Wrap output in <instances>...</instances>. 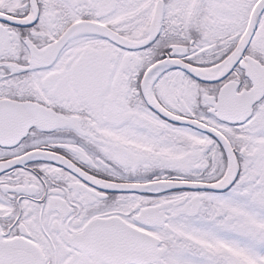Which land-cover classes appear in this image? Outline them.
Segmentation results:
<instances>
[{"label":"snow or ice","instance_id":"snow-or-ice-1","mask_svg":"<svg viewBox=\"0 0 264 264\" xmlns=\"http://www.w3.org/2000/svg\"><path fill=\"white\" fill-rule=\"evenodd\" d=\"M0 264H264V0H0Z\"/></svg>","mask_w":264,"mask_h":264}]
</instances>
